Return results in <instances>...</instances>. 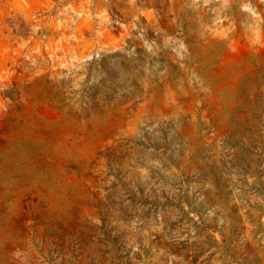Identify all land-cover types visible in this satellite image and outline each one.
<instances>
[{
	"label": "rangeland",
	"instance_id": "rangeland-1",
	"mask_svg": "<svg viewBox=\"0 0 264 264\" xmlns=\"http://www.w3.org/2000/svg\"><path fill=\"white\" fill-rule=\"evenodd\" d=\"M0 264H264V0H0Z\"/></svg>",
	"mask_w": 264,
	"mask_h": 264
}]
</instances>
